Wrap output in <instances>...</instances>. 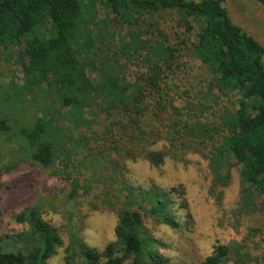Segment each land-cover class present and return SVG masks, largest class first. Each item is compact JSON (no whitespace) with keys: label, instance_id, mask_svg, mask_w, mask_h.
I'll return each mask as SVG.
<instances>
[{"label":"trees","instance_id":"1","mask_svg":"<svg viewBox=\"0 0 264 264\" xmlns=\"http://www.w3.org/2000/svg\"><path fill=\"white\" fill-rule=\"evenodd\" d=\"M221 1L0 0V48L20 49L17 65L25 88L53 87L60 105L76 112L77 119L82 120L86 110L93 116L88 126L103 115L106 128L117 133L97 137L91 131L89 139L103 143L110 165L119 169L142 160L157 167L165 159L179 161L185 155H197L207 164V194L216 202L229 183L230 168L236 167L240 182L236 209L250 210L253 198L264 197V50L231 23ZM251 1L264 8V0ZM100 8L121 27L147 26L160 37L150 44L132 35L126 59L133 66L129 76L137 75L132 82L116 72L105 49L102 53L95 47L89 26H96ZM169 11L187 29L191 21L198 25L192 43L178 38L172 43L174 36L169 39L163 33L161 20ZM175 21L174 30L180 26ZM92 49L101 53L96 63L85 55ZM86 62L96 72L95 79L86 75ZM231 96L236 97L233 106L221 107L216 121L208 122L206 113L213 116L217 100L219 104L221 97ZM179 100L181 106L176 105ZM11 128L9 120L0 116V152ZM16 131V142L27 156L0 167V175L26 161L49 168L55 146L48 139L45 122L37 119ZM157 144L161 149L153 150ZM225 168L223 182H216L213 175H222ZM76 188L73 183L67 198L76 196ZM170 192L120 182V199L113 195L119 206L113 241L100 251L78 243L77 260L70 252L71 239L63 264H169L158 254L160 241L147 234L144 222L149 219L169 229L179 227ZM12 219L24 228L0 235V264H49L62 246L55 228L34 209ZM259 246L258 261L264 264V231ZM248 259V252L238 243L216 244L200 264H242Z\"/></svg>","mask_w":264,"mask_h":264},{"label":"rangeland","instance_id":"2","mask_svg":"<svg viewBox=\"0 0 264 264\" xmlns=\"http://www.w3.org/2000/svg\"><path fill=\"white\" fill-rule=\"evenodd\" d=\"M221 5L231 23L251 36L264 50L263 6L251 0H222ZM163 18L161 21L165 23L161 24L162 28L159 26L169 39L174 36L170 40L172 43L177 38L186 44L194 41L198 30L194 22L191 21L187 29L172 11ZM175 19L180 26L174 30ZM137 28L139 32L136 33ZM89 29L95 47L102 53L105 49L107 55H104L109 63L117 73L121 72V77L127 82H132L137 76H129L133 66L126 60L132 35L135 33L139 41H149L150 44L160 41L153 28L121 27L101 8L97 10L96 26H89ZM93 50L85 55L96 63L101 53ZM20 55V49L0 48V116L7 118L12 127L2 140L0 167L27 156L17 144L19 136L16 129L30 127L37 119L45 122L48 139L55 148L49 168L26 161L20 162L11 172L0 175V235L24 228L12 217L26 209H34L43 222L55 228L62 241L49 264H63L64 251L71 239L74 244L70 252L77 260L79 244L100 251L106 243L113 241L119 207L113 195L120 199L119 183L123 181L141 189L156 186L166 191L173 190L170 193L175 199L173 210L179 227L169 229L149 219L144 222L147 234L160 241L158 254L167 258L169 264H200L211 254L214 245L233 243L244 246L249 254V259L242 264H261L258 257L259 240L264 231V197L253 198L250 210L236 209L240 188L236 167L230 168L229 183L221 189L220 202H216L207 194V164L197 155L188 154L179 161L165 159L157 167L142 160L127 162L119 169L110 165L107 163L108 154L103 152V143L98 141L94 144L89 137L91 131L99 137L101 133L106 136L115 134L116 129L106 128L102 114L96 117L98 122L88 126L93 116L87 110L83 112L82 120L77 119L76 112L60 105L57 92L51 86L25 88L17 65ZM262 62L264 64V54ZM91 67L86 62L85 73L95 79L96 72ZM125 68L128 71H124ZM180 89L183 88L180 86ZM218 100L217 106L213 107L216 109L213 116L206 113L208 122L216 121L221 107L230 103L232 107L236 97H221L219 104ZM181 103L179 100L176 105L181 106ZM152 149H161V144ZM225 171L226 168L222 170L221 177L213 175L216 182H223ZM73 183L77 186L76 196L69 199Z\"/></svg>","mask_w":264,"mask_h":264}]
</instances>
